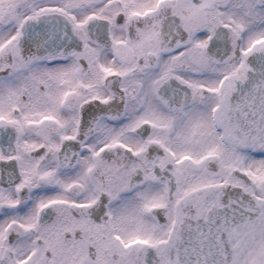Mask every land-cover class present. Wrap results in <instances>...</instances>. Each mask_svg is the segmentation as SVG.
Here are the masks:
<instances>
[{"label":"snow or ice","instance_id":"6c2138e0","mask_svg":"<svg viewBox=\"0 0 264 264\" xmlns=\"http://www.w3.org/2000/svg\"><path fill=\"white\" fill-rule=\"evenodd\" d=\"M0 264H264V0H0Z\"/></svg>","mask_w":264,"mask_h":264}]
</instances>
